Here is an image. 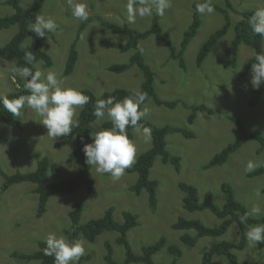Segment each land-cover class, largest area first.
<instances>
[{"label":"rangeland","instance_id":"rangeland-1","mask_svg":"<svg viewBox=\"0 0 264 264\" xmlns=\"http://www.w3.org/2000/svg\"><path fill=\"white\" fill-rule=\"evenodd\" d=\"M0 0V17L12 13V9ZM199 0H172V6L159 16L158 24L171 44L179 50L183 33L187 31L192 21L193 5ZM234 10L255 11L257 7H264V0H228ZM31 0H21L20 7L27 8ZM89 5V20L82 30L76 43L77 61L72 73L63 75L65 61L71 42L74 40L79 21L72 16L67 0H44L39 15L52 16L56 19L58 28L55 32H46L45 37H39L41 48L52 60V65H39L42 71L54 69L66 77L69 86L87 89L96 97L116 88L128 89L132 92L139 90L142 75L136 66H131L124 72L114 73L107 68L112 65L127 63L132 50L120 52L115 48H107L104 42L119 44L127 40V36L106 30L100 21H106L117 26H126L136 31H144L151 26L152 16L140 18L134 24L126 19L125 5L127 0H87ZM217 7L227 10L231 21L226 34L207 55L200 67L195 65V55L200 45L207 37L224 24L222 14L215 9L211 15L200 14L201 25L197 35L190 41L182 58L184 68H180L177 60L169 58L168 50L154 37L149 36L139 42L145 62L154 73L153 86L157 97L163 101H177L173 108L157 106L151 99L145 102L148 108L143 120L155 126L171 125L180 127L192 133L193 138H185L179 133L165 136L166 150L180 157L178 171L170 164H163L160 158H155L150 170L149 178L156 181L157 205L152 212L148 207L147 193L142 190L138 196L129 190L136 181V173H125L119 180H113L107 174H99L91 166L90 177L94 181L97 197L87 195L85 187L68 195L55 194L49 197L45 213L35 217L37 195L34 185L23 182L11 185L0 194V264H38V261L19 262L12 257L13 252L32 253L38 249L39 241H46L50 232L62 233L70 227L68 213L73 210L76 202L82 206L80 223L103 215L106 209L113 208V217L121 222L124 211L137 215V226L127 234V240L134 254H141V247L155 243L163 237L168 244H175L181 248V256L176 264H200L203 252L220 241L237 243L244 237V248L236 251L237 264H264V246L251 245L246 233L252 225L232 223L226 232L218 237L204 236L197 240L193 248L188 249L180 244L179 236L183 233L194 235V231H176L171 225L179 217L197 219L205 226L217 227L220 219L208 210L188 213L184 210L183 193L178 183L183 182L196 187L201 201L205 192L212 195L213 202L221 207L225 196L220 185L227 183L233 190L235 199L248 212L258 207V218L264 216V173L249 178L246 176V164L254 160L258 167L264 166V148L256 153L259 144L250 140L235 151L221 166L204 169L209 160L225 145L231 143L238 136L235 123L228 118L238 119L247 131L260 128L264 136V91L255 106L249 105V100L255 90L251 83V71L240 79L242 66L252 58L253 51L245 44L237 48L234 66L225 67L229 59L224 50L232 42L233 25L239 16L225 7L224 0H214ZM155 13V11H154ZM34 19L27 22L34 23ZM15 25L0 30V51L2 46L15 34ZM264 46V39H263ZM15 66L14 58L9 54L0 53V95L12 92L17 81L24 83L19 77L13 80L11 68ZM35 70L36 68L33 67ZM263 84V83H262ZM261 84V85H262ZM205 105L212 113L196 112L192 124H188L190 106ZM143 107V106H142ZM80 112V109H78ZM15 120L19 127H11L0 118V171L6 176L16 172H31L36 167L37 160L47 158L57 164V177L47 172V179L56 182L76 173V162H67L68 154L75 148L74 143L55 147L63 136L53 139L47 136L46 127L40 122L41 117L31 109H26L21 117ZM109 122L107 116L97 124H92L93 131L98 130L102 123ZM133 140L137 146V157L151 147L141 136L132 129ZM92 143V139L91 142ZM35 156L36 158H34ZM3 178L0 174V186ZM259 189L261 197L256 196ZM73 231L70 230V234ZM67 236V235H65ZM82 238L76 236L75 239ZM85 240V239H84ZM114 247V259L120 262L124 250L115 243V234L103 233L94 243L85 240V257L91 254L90 260L82 264H103L105 252L104 242ZM154 264H169L172 260L163 246L152 256ZM142 264V263H131ZM212 264H228L222 256H214Z\"/></svg>","mask_w":264,"mask_h":264},{"label":"trees","instance_id":"trees-1","mask_svg":"<svg viewBox=\"0 0 264 264\" xmlns=\"http://www.w3.org/2000/svg\"><path fill=\"white\" fill-rule=\"evenodd\" d=\"M20 1L21 0L4 1V4L8 5L12 9V13L0 17V30L8 29L13 25L17 27V30L15 34L2 46L0 53L11 55L15 60V66L31 67L33 71H35L33 66L26 64L24 60L25 52L31 51L33 55L36 56L38 61H43V64L46 67H50L52 65L50 56L45 51H43L39 37L36 36L35 33L29 31V26L27 25V22L30 19H34L37 15H39L44 0H31L29 6L25 9L20 7ZM224 1L225 7L234 11L239 16V19L234 22L233 25L234 34L232 37V42L224 50L225 55L229 57L225 63V67L234 66L237 48L240 44H245L253 51L252 58L249 59L240 69L239 78L242 79L247 75L248 72L251 71L252 64L256 62L255 55L261 51L264 37L254 34L248 25V17L251 16L254 11L234 10L228 0ZM196 3L193 5V18L191 24L189 25L187 31L183 33L179 50H176L173 47L168 36L161 31L158 24L159 16L154 12L152 15L151 26L144 31H136L126 26H117L106 21H100V24L106 30L127 36V40L124 43L114 44L103 41L104 46L107 48H115L120 52H125L127 50L133 51L127 63L121 65H112L107 69L114 73H121L133 65L136 66L142 75L139 91L147 92L149 99H151L157 106H165L167 108L175 107L177 101H163L157 97L153 86L154 73L144 60L143 53L139 47V42L149 36H154L161 43V45L168 50L169 58L177 60L179 67L184 68V60L182 55L190 41L195 37V35H197V31L201 25L199 13L195 10ZM214 7L222 14L224 24L222 27L212 32L198 48L195 55L196 67L201 66L207 55L217 44L218 40L226 34L228 28L233 23L227 10L217 7L215 4ZM87 21H83L79 25L75 38L70 44L63 70V75L65 76L70 75L74 70L77 61L76 43L82 30L87 25ZM23 84L24 83L18 80L12 92L6 93L4 95L12 98L22 94H27L26 90L23 88ZM17 85H19V87ZM82 90L90 97V102L85 105L83 109H80L78 116L80 127L74 128L71 134L68 136H63V138L55 144V147H58L74 143L75 148L68 154L66 159L68 163L72 161L76 162L77 170L74 175L56 182H50L47 179V172L49 171L52 177H57V164L51 163L46 157L37 160L36 167L31 172H16L11 176H6L2 171H0V174L3 178V183L0 186V194L6 191L13 184L27 182L34 185V192L37 195V208L35 211L36 218H40L45 213L49 197L55 194L68 195L76 192L80 187H85L89 197H97L94 181L90 177L91 165L86 163V157L83 152L84 145L91 142L89 134L93 131L92 124L96 121V118L92 114L95 102L98 98L106 99L108 96H115L117 99H123L125 96L131 95L133 93L128 89L116 88L113 91L105 92L101 96L96 97L91 91L87 89ZM263 91L264 83L259 89H255L253 91L252 97L249 100L250 106H255L258 103L260 100V95L263 93ZM189 108L191 112L187 117L188 124L193 123L195 113L198 111L205 112L207 114L212 113L211 109L205 105H195L190 106ZM0 118L3 123L11 127L20 126L15 120V117H13L11 113L4 109L2 104H0ZM228 119L232 123L236 124L238 136L231 143L225 145L218 153L213 155L209 162L203 167L204 169H210L223 165L235 151L240 149L246 142L250 140H254L259 144V148L256 150V153H260V151L264 148V136L262 135L260 128H257L253 131H247L240 120L231 118ZM141 123L152 129L151 147L145 152L141 153L137 157L135 164L130 169H127L126 172L136 173V181L132 186L129 187V190L136 196H138L140 192L144 190L147 193L149 210L153 212L157 205V183L156 181L149 178V174L151 168L153 167L155 158H160L163 164H170L175 171H178L180 165V157L172 155L166 150L165 136L167 134L179 133L185 138H193V135L192 133L176 126L164 125L159 127L145 120H142ZM110 126V121L101 124V127ZM128 133L130 139H132L133 135L131 128L128 129ZM1 140H4V137L0 135V141ZM33 157L36 158L35 156ZM263 173L264 166H260L257 167L255 171L248 172L246 176L252 178ZM220 186V190L225 196L224 204L221 207L213 202L211 193L205 192L202 200L200 201L196 187L183 182L178 183V188L184 195L182 204L185 211L192 213L206 209L218 219H220V224L217 227H208L197 219H186L179 217L177 221L171 225L172 229L176 231H194V235L183 233L179 236L180 244L183 245V247L188 249L193 248L197 240L204 236H221L234 222H237L241 225L264 223V216L258 218L249 216L248 220L242 223L240 221V216L248 212L247 209L235 199L230 185L223 183ZM262 191L264 193V188ZM81 213L82 206L79 202H76L73 210L68 213L70 227L65 230V235H67L69 239H75L76 236H81L89 243H94L99 235L103 233H113L115 234V243L124 250L123 259L119 262L116 257L114 259V247L109 242L105 241L103 245L105 249L103 255V264H154L152 256L156 254L161 248H163V246H166L168 254L172 256V260L169 264H176L177 259L181 256V248L175 244H168L163 237H160L153 244L142 246L140 255L134 254L127 240V234L138 224L137 215L135 214L124 211L121 214L122 221L117 222L113 217V208L110 207L105 210L101 217L91 218L84 223H80ZM70 230L73 231L71 234L69 233ZM244 244L245 241L243 236L237 243L227 241L217 242L203 252L200 264H212L214 256L224 257L228 264H237L238 261L235 252L241 251L244 248ZM37 245L38 249L32 253L13 252L12 257L22 263L38 261V264H54V257L44 254V249L46 247L45 241H39ZM263 246L264 244H259L260 248ZM90 257V253H88L85 257H81L79 264L90 260Z\"/></svg>","mask_w":264,"mask_h":264},{"label":"clouds","instance_id":"clouds-1","mask_svg":"<svg viewBox=\"0 0 264 264\" xmlns=\"http://www.w3.org/2000/svg\"><path fill=\"white\" fill-rule=\"evenodd\" d=\"M67 5L77 20L89 19L87 0H67ZM171 6L172 0H127L126 19L129 24H134L137 17H150L154 11L156 15L163 16L165 10ZM195 10L202 15L214 14V0H199ZM247 22L254 34L264 37V7H257ZM57 28L56 19L45 15H37L35 22L29 25V31L38 37H45L46 32H55ZM24 60L36 70L13 66L11 72L13 80L19 77L24 81L23 88L27 94L12 98L0 95V104L16 118L21 117L26 109H31L41 117L40 122L46 127L47 136L53 139L68 136L74 128L80 127L78 109H83L90 102V97L82 89L67 85V78L54 69L42 71L39 65L43 62L38 61L31 51L25 52ZM255 61L251 68L250 83L254 89H259L264 83V46L255 55ZM148 99L147 92L137 90L123 99L108 96L106 99L96 100L92 113L96 123L99 124L107 116L111 124L110 127H99L98 130L90 132L92 143L83 147L86 163L94 166L97 173L107 174L115 181L135 164L137 146L129 137V128L141 136L145 143L151 142L152 129L141 123L148 112L145 105ZM257 167L256 161L249 160L245 171L252 172ZM256 196H262L259 189ZM259 212L258 207H253L250 212L240 216V221L244 223L250 215H257ZM246 237L253 246L264 244V223L250 226ZM45 243L44 254L54 257V264H79L86 251L83 238L69 239L57 232H50Z\"/></svg>","mask_w":264,"mask_h":264}]
</instances>
